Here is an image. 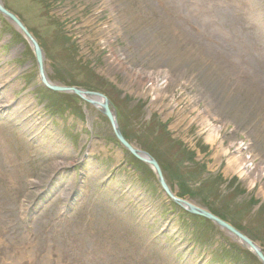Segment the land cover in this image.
Returning <instances> with one entry per match:
<instances>
[{
	"label": "rangeland",
	"instance_id": "1",
	"mask_svg": "<svg viewBox=\"0 0 264 264\" xmlns=\"http://www.w3.org/2000/svg\"><path fill=\"white\" fill-rule=\"evenodd\" d=\"M0 3L51 83L105 96L176 196L264 255V0ZM238 157L250 176L230 171ZM0 264L262 263L172 202L100 110L44 86L0 12Z\"/></svg>",
	"mask_w": 264,
	"mask_h": 264
},
{
	"label": "water",
	"instance_id": "2",
	"mask_svg": "<svg viewBox=\"0 0 264 264\" xmlns=\"http://www.w3.org/2000/svg\"><path fill=\"white\" fill-rule=\"evenodd\" d=\"M0 12L3 13L4 15L8 16L15 23H17L19 28L28 37L31 45L33 46V50H34V53H35V56L37 59L38 66H39L40 80L44 86H46L48 89H50L54 92H58V93H61V92L62 93H74L78 97L83 99L84 101L90 103L91 105L96 107L98 110H100L102 112V114H104L110 120L113 131H114L117 139L120 141V143L138 160L145 161L149 165L154 167L155 173L157 175V178L159 180V183H160L162 189L164 190L165 194L167 195V197L172 202H174L175 204L180 206L185 211H187L193 215H197V216L203 217L205 219H208V220L212 221L213 223H215L216 225L220 226L222 229L226 230L228 233H230L231 235H233L234 237L239 239L242 242V244L245 245L254 255H256L262 264H264V256H263V253L261 252V250L258 248V246L255 243H253L250 239H248L246 236H244L242 233H240L238 230H236L235 228H233L231 225L224 222L220 218L216 217L212 213L207 212L205 210H202L201 208L193 205L192 203H189L188 201H185V200H182L176 196H173V194L169 190L166 182L163 181V179H164L163 173H162L161 169L159 168V166L157 165V163L154 161V159L149 154H147L145 152L136 151L129 143H127V141L125 140V138L123 137V135L121 133V130L118 127V122L116 119L117 118L116 112L114 109L110 108L111 104L105 96H103L102 94H98V93L87 92V91H85L83 89H79V88L60 87V86H57V85L51 83L48 80V78L46 77L47 75H46V72L44 70V54H43L41 47L37 43V41L32 37V35L27 31V29L21 24V22L16 17H14L10 13H8L2 7L1 4H0ZM94 98L102 99L103 103L99 104ZM141 154H143L145 156V158L142 157Z\"/></svg>",
	"mask_w": 264,
	"mask_h": 264
},
{
	"label": "bare ground",
	"instance_id": "3",
	"mask_svg": "<svg viewBox=\"0 0 264 264\" xmlns=\"http://www.w3.org/2000/svg\"><path fill=\"white\" fill-rule=\"evenodd\" d=\"M1 4V3H0ZM2 5V4H1ZM12 20V19H11ZM13 21V20H12ZM15 23V22H14ZM16 24V26L17 27H19L18 25H17V23H15ZM47 75V74H46ZM141 74L138 72V71H135L134 72V76H133V78L135 79V78H139V76H140ZM46 77H48V76H46ZM49 78V77H48ZM148 78H149V80L151 81V83L153 84V88H152V93H154L156 90H157V87H158V85H159V81H160V75H154V74H150V75H148ZM99 104L100 103H103V101H102V99H97V98H94ZM7 100H9V101H11V98H9V99H7ZM111 104V103H110ZM112 105V104H111ZM111 109H114L115 110V112H116V109L113 107V106H111L110 107ZM23 110H25V111H27V108H26V106L25 105H23L22 106V108H21V111H23ZM117 122H118V127H119V129L121 130V133H122V135H123V137L125 138V140L127 141V143H128V140H127V137L125 136V134H124V132L122 131V129H121V127H120V125H119V121H118V116H117ZM220 129V128H219ZM215 133V132H214ZM211 134L210 136H209V138H208V142L209 143H211V144H213V143H215V141L217 140V138H218V135L217 134ZM131 145V144H130ZM123 146V145H122ZM136 151H140V150H138L137 148H135L133 145H131ZM124 147V146H123ZM125 148V147H124ZM126 149V148H125ZM127 150V149H126ZM141 152H145V153H147L146 151H143V150H141ZM228 152H226V154H227ZM147 154H149V153H147ZM150 155V154H149ZM141 156L142 157H144L145 158V156L143 155V154H141ZM151 156V155H150ZM153 159H154V161L157 163V165L159 166V168L161 169V171H163V169H162V166H161V164H160V162L157 160V159H155L153 156H151ZM136 158V157H135ZM137 159V158H136ZM138 160V159H137ZM143 164H146V165H149L147 162H145V161H141ZM241 163H242V160H241V158H236V159H234V160H231V162H230V167H229V169H230V171L232 170V171H235V168L237 169V171H238V173L242 176V177H244V176H250L249 174H250V172H251V170H249V168L250 167H246V166H244V165H241ZM152 169H153V171L155 172V169H154V167L153 166H151V165H149ZM163 173V172H162ZM256 177H258L257 175H255L254 177H253V181H252V186H254L255 185V182H256ZM163 181L164 182H166V184H167V180H166V178H165V176L163 175ZM158 179V178H157ZM158 182H159V180H158ZM160 184V183H159ZM161 186V185H160ZM168 186V185H167ZM162 188V187H161ZM168 188H169V190L171 191V193L173 194V196H176V193H174V191L173 190H171V188H170V186H168ZM163 190V189H162ZM163 192H164V190H163ZM164 194H165V192H164ZM166 195V194H165ZM167 196V195H166ZM177 197V196H176ZM202 209V208H201ZM202 210H204V209H202ZM207 212H209V211H207ZM229 235H231L230 233H229ZM232 237H234L233 235H231ZM254 243V242H253ZM259 248V247H258ZM260 249V248H259ZM261 250V249H260ZM262 252V251H261ZM264 256V255H263Z\"/></svg>",
	"mask_w": 264,
	"mask_h": 264
}]
</instances>
